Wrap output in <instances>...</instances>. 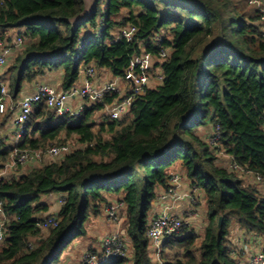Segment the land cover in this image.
Here are the masks:
<instances>
[{
  "label": "trees",
  "instance_id": "obj_1",
  "mask_svg": "<svg viewBox=\"0 0 264 264\" xmlns=\"http://www.w3.org/2000/svg\"><path fill=\"white\" fill-rule=\"evenodd\" d=\"M85 8L86 0L0 2V38L9 41L7 30L15 29L25 41L6 70L13 101L25 82L50 71L62 72V90L90 64L122 77L134 55H157V35L167 50L159 64L162 80L117 120L104 111L117 94L86 102L76 116H57L42 102L34 106L18 149L40 150L70 137L80 146L58 162L0 178L7 219L0 264H60L73 241L86 234L89 209L105 196L124 204L130 256L104 264H151L148 213L176 162L189 186L202 191L207 224L196 250L198 237L185 227L164 239L162 264L244 263L239 243L232 246L227 238L228 226L234 221L243 237L264 240V194L216 160L226 154L264 181V40L256 8L247 0H91ZM126 26L136 29L130 42L117 37ZM9 114L7 109L0 117L5 121ZM206 125L208 135L218 127L217 146L198 135ZM11 148L12 142L0 139V170ZM49 194L64 201L57 226L42 229L48 206L40 198ZM174 246L180 251L171 254Z\"/></svg>",
  "mask_w": 264,
  "mask_h": 264
},
{
  "label": "built area",
  "instance_id": "obj_2",
  "mask_svg": "<svg viewBox=\"0 0 264 264\" xmlns=\"http://www.w3.org/2000/svg\"><path fill=\"white\" fill-rule=\"evenodd\" d=\"M247 2L257 10L258 22L256 23H258L259 36L261 40H264V7L260 0H247ZM135 32L134 26H126L119 30L117 37L130 42L133 40ZM24 42V38L16 34L9 41L5 37L0 38V113H4L7 109L14 112L12 124L15 126L9 159L0 170V178L8 176V174L14 175L17 168H21L30 161L40 166L45 163L46 158L60 159L72 150L67 143L50 144L40 150H20L15 146L23 133L24 123L36 104L42 102L48 110L57 116L65 114L76 116L83 110L86 102L100 101L105 96L117 94L119 99L114 100L104 108L109 119L117 120L127 112L129 106L137 97L145 94L147 90L161 82L162 71L159 64L167 57V50L161 46L162 38L157 35L153 39V46L157 50V55L154 56L144 51L134 55L131 57L129 67L122 77H114L113 80L96 83L97 69L90 64L82 67L79 75L80 81L78 80L68 89H55L44 84H38L33 94L21 97L14 103L7 87V80L3 77V70L10 56L23 48ZM73 101L77 103L72 104ZM206 141L211 146L219 144L218 127H215L212 133L206 137ZM79 146L77 143L76 147ZM218 155L226 161L225 166L230 172L246 180L264 194V181L259 175L237 164L226 154L218 153ZM181 179L180 175L171 174L168 179V187L161 193L159 198L169 199L171 202L179 200L181 197L177 193V188ZM186 197L189 198L188 195ZM63 201L61 197L59 205ZM190 202L192 203V200ZM124 208L121 201L107 207L106 216L114 226L119 224V212L124 211ZM6 220L0 202V246L6 231ZM57 224L58 220L55 217L47 216L41 220L38 226L42 229H48L56 227ZM183 225L184 222L181 217L170 213L166 208L160 214H150L148 216L145 236L148 239V252L153 264H162L160 255L164 239L177 234ZM101 247L102 258L100 262L96 261L95 256L92 254H86L79 264H104L112 259L130 256L117 234L103 238ZM239 262L242 264H264V246L249 252L244 263L241 260Z\"/></svg>",
  "mask_w": 264,
  "mask_h": 264
},
{
  "label": "rangeland",
  "instance_id": "obj_3",
  "mask_svg": "<svg viewBox=\"0 0 264 264\" xmlns=\"http://www.w3.org/2000/svg\"><path fill=\"white\" fill-rule=\"evenodd\" d=\"M90 3H91V0H86V8H85L84 13H86L87 12L86 10H88V8L90 7L89 6ZM8 31L11 34H13L15 32V29H8ZM12 60L13 59L8 60V63L3 70V77L4 78H7L6 77L7 76L6 70L9 67ZM98 77H101V78L106 77L105 82H107V81H109L108 79L110 78V75L106 70L100 69V70H97V72H96V78H98ZM102 117H103L102 112L96 113L94 116L95 122H99ZM94 130L96 131V128ZM3 134H5V131L3 132ZM3 134L0 135V139H3V143L6 144L9 137L4 138ZM13 134H12V136H13ZM198 135L201 136L202 135L201 132H198ZM10 136H11V134H10ZM107 137H108V135H106V134L103 135L104 139H106ZM65 143H67L69 146H71L72 149L77 146V142L75 140V137H70L68 139V141H66ZM51 160H53V159L46 158L45 162L51 161ZM55 160H56V162H58L61 160V158L55 159ZM225 162L226 161L221 156L216 160L217 166H221V167H223L225 165ZM33 164L34 165L32 168L27 167V165L25 164L24 166H22L19 169L18 172L25 173V172H28L29 170L35 168L36 166H38L34 162H33ZM18 172H16V174ZM244 183L246 184L247 182L245 181ZM40 201L42 203H45L48 206V213L42 215L41 218H45L46 216L55 217L56 213L58 212V209H59V206L56 203L55 195L42 196L40 198ZM117 201H118V199L116 197L105 196L104 201L101 202L99 205H97L94 208V211L89 209L87 219L84 223V228H85L86 234L83 237L78 238L75 241H73L71 246H69V248L63 254V258H62V261L60 264H79L80 261L82 260L83 256L86 254H92L93 256H95L96 261L100 262L101 258H102L101 257L102 256V249H101L102 248L101 247L102 240H103V238L110 236L112 234H117L119 236L123 246L125 247L127 252L130 253V251H129V245L130 244H129L128 238L125 234V225H126L125 212L124 211L119 212L120 221H119V224L116 226H114L108 220V218L106 216L107 207L114 204ZM55 203H56V206H55ZM197 205H199V203ZM203 206L205 208V205H203ZM150 214L151 213L149 211L148 216H150ZM199 215L200 216L196 215L194 217L196 221L191 220L192 219L191 214L183 213L180 215L181 219L184 222L183 227H185L188 230H192V232L195 235H197V237H198L195 245L193 246V250L197 249V243L200 242L201 236L203 234V230L207 224L205 211L199 212ZM228 230H229V235L227 238L233 246L234 242H236L235 240H237L238 236L241 234L239 232L240 227L234 221H231L229 223ZM43 232L47 233L46 231H43ZM239 237L242 238L244 244L247 243V240L245 237H243V236H239ZM241 238L239 239V241L241 240ZM256 239H257V241H253L254 243L249 246L251 248L249 252L257 250L258 248H260V246H264V244H263L264 240L258 239L257 237H256ZM171 250H172L171 254H173L176 251H180L176 246H174ZM194 254H197V253H194ZM151 264H153L152 261H151Z\"/></svg>",
  "mask_w": 264,
  "mask_h": 264
},
{
  "label": "crops",
  "instance_id": "obj_4",
  "mask_svg": "<svg viewBox=\"0 0 264 264\" xmlns=\"http://www.w3.org/2000/svg\"><path fill=\"white\" fill-rule=\"evenodd\" d=\"M262 6L264 7V2H262ZM90 6V5H89ZM6 35H9V38L12 39L14 37V35L16 34V30L13 34H11L8 30H7ZM15 54H12L10 56V60L13 59ZM62 72L61 71H50L45 73L42 76H38L36 78H34L33 80L29 81V82H25L23 84V87L18 95V97L13 101L14 103H16L18 101V99H20L21 97L27 96V95H31L35 92L36 86L38 84H44L47 86H50L52 88L55 89H61V81H62ZM114 77H111L108 79L113 80ZM78 80L80 81V77L78 78ZM106 81V77H98L96 78V83H104ZM123 85V83H122ZM77 103L76 101H73L72 104ZM9 115L8 117L5 119V121L2 120V118L0 117V135L3 134V132L5 131V134H3V137H9L8 141H7V145L10 144V142L12 141V134L14 133V126L12 124L13 118H14V112H12L11 110H9ZM3 121V122H2ZM264 128V126H263ZM199 132H201V136L202 138L206 137L208 135V133L210 132V126L206 125L202 128L199 129ZM11 134V136H10ZM27 167H33V162H28ZM170 174H178L181 176V181L179 183V186L177 188V193L179 194V196L181 197L179 200L175 201V202H171V200L169 199H160L159 196L161 195V193L163 192L162 190H158L157 191V196L156 198L153 200L152 202V206L150 209V213L153 215L156 214H160L163 212V210L166 208L170 213L179 216L183 213H188L191 214L192 216V221H196L195 220V216H200L199 212L201 211H205V208L203 205H205V198L204 195L202 193V191L198 190V189H192L189 186V181L186 178L185 175V170L181 167L179 162H176L172 167H171V172ZM55 195V199H56V203L59 206V199L61 198L60 194H49V196ZM186 195L189 196V198L186 197ZM192 200V203L190 202ZM55 203V206H56ZM199 203V205H197ZM239 236H242V234H240ZM238 236V239L235 240L237 243H239L241 245V249L242 252L240 253V256L242 258V260L246 261L247 255L250 251V245H252L254 242L253 241H257V239L255 238V236H252L250 238L246 237L247 243L244 244L243 240L241 237ZM241 238V240L239 241V239ZM253 250V249H252Z\"/></svg>",
  "mask_w": 264,
  "mask_h": 264
},
{
  "label": "water",
  "instance_id": "obj_5",
  "mask_svg": "<svg viewBox=\"0 0 264 264\" xmlns=\"http://www.w3.org/2000/svg\"><path fill=\"white\" fill-rule=\"evenodd\" d=\"M216 226H217L218 229H219L220 226H221V218H220V217L217 219Z\"/></svg>",
  "mask_w": 264,
  "mask_h": 264
}]
</instances>
